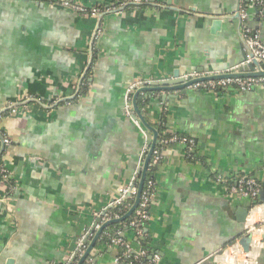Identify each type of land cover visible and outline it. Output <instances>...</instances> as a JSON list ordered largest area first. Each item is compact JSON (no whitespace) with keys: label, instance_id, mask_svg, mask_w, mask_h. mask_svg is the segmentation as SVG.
<instances>
[{"label":"crops","instance_id":"1","mask_svg":"<svg viewBox=\"0 0 264 264\" xmlns=\"http://www.w3.org/2000/svg\"><path fill=\"white\" fill-rule=\"evenodd\" d=\"M62 1L0 0V159L13 176V188L0 179V264H65L140 173L153 132L125 113L131 86L237 71L248 28L264 44V9L238 16L247 0H148L104 15L96 37L98 18ZM140 94L152 98L140 108L151 126L159 130L165 116L167 132L197 142L194 158L177 143L156 166L145 229L159 256L151 264H264L261 231L251 251L238 245L263 221L264 204L232 190L238 176L264 190V81L247 91ZM33 97L48 107L3 111ZM240 207H250L244 222ZM104 249H91L103 252L98 264H114L117 250Z\"/></svg>","mask_w":264,"mask_h":264},{"label":"built area","instance_id":"2","mask_svg":"<svg viewBox=\"0 0 264 264\" xmlns=\"http://www.w3.org/2000/svg\"><path fill=\"white\" fill-rule=\"evenodd\" d=\"M246 1V0H243ZM248 3L241 7L239 14L242 19H246L248 16V8L249 6H260L264 9V0H247ZM148 0H114L112 2L104 3V4H94V5H84L78 3L73 0H63L62 4L80 13L83 16H93L99 18L103 14L120 12L121 9L130 8L134 6H139L142 4H146ZM102 33V28L99 27L97 31V36ZM245 40L247 46V57L248 61L257 60L261 62L264 66V44L260 38V35L257 32L251 31L249 28L245 29ZM233 72V71H232ZM229 73V72H228ZM214 74H203L198 72H190L184 74L182 77L185 81L197 80L195 83L191 85L193 88L204 89L207 91H214L218 88L227 89L230 87H235L241 91H247L253 88L258 83L264 81V77H236V78H219V79H204L207 76ZM142 83V82H141ZM139 85L131 86L127 94L125 96V104L124 110L125 113L129 116L134 117L136 115L133 108V92L137 89ZM16 107L11 108L9 110H15ZM135 118V117H134ZM138 122V120H137ZM5 146L10 145L11 141L7 137H3ZM182 144L187 151L188 155H191L195 152L197 148L196 138L190 135H180L179 133H172L171 136L164 138L160 141V145L155 147L151 160L148 165V170L152 167H156L163 157V149H168L173 144ZM150 149V145L145 147V150L142 155V167L145 161L148 150ZM141 171L126 185H123L119 189V195L112 200V202L103 209L101 212H98L99 222L95 223L94 226L90 229H87L83 234H81L77 241V248L72 251L65 264H79L81 258L87 252L90 243L95 237L96 233L105 225L108 226V222L112 220L120 221L124 219L125 215L132 209L135 200L139 193V183ZM0 179L3 180L7 184H12L10 188H13V176L8 171L4 162L0 164ZM219 179H223L222 176H219ZM157 190V182L155 179H150L148 181V186L141 193V198L138 206L132 212L135 213L134 219L131 222L133 226V238L137 240H142L144 237V229L145 225L151 219V201L152 197ZM232 190L243 197H249L253 200H259L261 185L260 182L252 176H240L236 184L232 187ZM132 200V201H130ZM116 221V222H117ZM107 224V225H106ZM104 227V228H105ZM103 228V230H104ZM102 230V231H103ZM261 231V241H264V219L262 222L255 226L252 232V243L251 248L253 246L254 233ZM110 236L109 247L112 249H116L117 252L114 256V264H121V260L123 257H129L131 254L135 253V261L130 260L127 264H138L137 261L147 254L145 249L139 248L137 250L134 249V246L124 235L122 230H116L115 234ZM259 241H257L258 243ZM256 244V242H255ZM238 245H240L238 243ZM241 246V245H240ZM242 248V247H241ZM250 248V251H251ZM243 250V248H242ZM244 253H246L243 250ZM102 251H90L85 260L83 261L85 264H98V257L102 255ZM159 256L156 254L153 256L151 263L155 262Z\"/></svg>","mask_w":264,"mask_h":264},{"label":"water","instance_id":"3","mask_svg":"<svg viewBox=\"0 0 264 264\" xmlns=\"http://www.w3.org/2000/svg\"><path fill=\"white\" fill-rule=\"evenodd\" d=\"M153 4H154V2H153ZM104 15H106V14H103L98 18L99 22H98V25L96 28L95 37H96L97 31L101 25V19L103 18ZM238 16H240L239 13H238ZM236 77H264V66L261 62H259L257 60L248 61V57L246 56V58L244 59V62L238 67L237 71H233V72H229V73H223V74H214V75L207 76L204 79L236 78ZM196 81L197 80L185 81L184 78L181 77L179 73L175 72L174 79H172V80H163V81L154 83L153 86H146V85L145 86H139L136 89V91L133 92V108H134V111L136 113V115L134 117H135V119H137L141 122V124L144 126V128L149 129L153 132V139L151 141L150 149L148 151V154L146 156V159L143 163V167L141 170V178H140V183H139L138 196L135 200V203H134L132 209L128 212L127 215L132 214V212L135 210V208L138 206V204L140 202L141 193L143 190V186H144L147 171H148V165H149V162L151 160L153 151L158 144L159 136H160L159 130H157L156 128L151 126L149 124V122L146 120L145 116L142 114L140 107L138 105L139 94L141 92H145V91H158V90L161 91V90H181L182 89L185 91V89L187 87L191 86ZM81 83H82V80L80 81V85H81ZM77 94H78V92L75 95H77ZM32 102L37 103L39 105H42L44 107H48L39 98L33 97L30 99L23 100L21 102L11 104V105L7 106L6 108H4L3 111L9 110V109L14 108L15 106H19V105H28ZM2 140H3V144H4L3 137H2ZM259 200H261L264 204V190L260 191V199ZM256 203H257V201H253L251 203V205L256 204ZM249 211H250V207H240L238 212H237L238 219L242 222L246 221L247 216L249 214ZM116 221L117 220H112V221L108 222L107 224L109 225V224H112ZM104 227H105V225L96 233L95 237L93 238L92 242L89 245L87 252L81 258L79 264H82V262L85 260L87 255L90 253L91 249L95 246V244H96V242H97V240H98V238H99ZM252 235H253L252 232H247L239 241V244L241 245V247L243 248V250L245 252L250 251L251 243H252ZM263 238H264V236H263Z\"/></svg>","mask_w":264,"mask_h":264},{"label":"trees","instance_id":"4","mask_svg":"<svg viewBox=\"0 0 264 264\" xmlns=\"http://www.w3.org/2000/svg\"><path fill=\"white\" fill-rule=\"evenodd\" d=\"M96 54V52H95ZM220 91H224V89L222 88H218ZM152 94V93H150ZM150 96V95H149ZM145 97V94H140L138 97V105L140 108H144V106L146 104H149L150 101L152 100L151 97ZM162 123L161 126L159 128L160 130V136H159V141L157 144V147L160 145V141L164 138H167L169 136L172 135V133L167 132L166 127H164V122L166 121V117L163 116L162 118ZM180 135H185V134H181ZM195 154L192 153L191 155H189V158H194ZM3 162L2 159H0V164ZM155 172H156V167H152L147 171V175H146V179H145V183H144V190L147 188L148 186V181L150 179H155ZM141 177V176H140ZM239 176L236 178L238 179ZM236 179H231L230 183L234 184ZM261 185L263 186V184L261 183ZM9 187L12 186V184H8ZM132 201V200H130ZM135 213L134 214H130V215H125L124 219L114 222L112 224H109L108 226H106L104 228V230L101 232L99 239L96 242V248H100V247H105V251H107V249H109V243H110V236L107 234L109 233L111 236H113L115 234L116 230H122L124 232L125 237L129 240H131L134 249L137 250L139 248L145 249L147 251V254L145 256H143L142 258H140L137 263L138 264H151V260L153 258V256L156 254L154 247L151 244V240L150 237L148 236L147 232H145V229L147 227V224L145 225V229H144V239L142 240H137L135 238L132 237L133 235V226L131 225L132 220L134 219ZM135 257V253L131 254V256L129 257H123L121 260V264H127L130 260L135 261L134 259ZM82 264H85L84 262H82Z\"/></svg>","mask_w":264,"mask_h":264}]
</instances>
